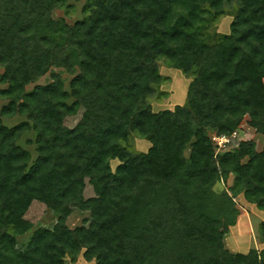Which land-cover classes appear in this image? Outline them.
<instances>
[{
    "label": "trees",
    "instance_id": "1",
    "mask_svg": "<svg viewBox=\"0 0 264 264\" xmlns=\"http://www.w3.org/2000/svg\"><path fill=\"white\" fill-rule=\"evenodd\" d=\"M72 7L0 0V264H66L81 251L87 264H264V251L224 244L239 194L264 210V147L240 127L248 116L264 135V0H86L82 19L54 18ZM70 48L81 68L67 89L54 68L71 73ZM163 58L192 80L185 104L155 112ZM14 115L26 120L5 125ZM32 130L35 159L18 144ZM209 130L237 135L216 155ZM231 175L229 192L215 190ZM35 202L55 218L22 240ZM77 209L89 218L71 228Z\"/></svg>",
    "mask_w": 264,
    "mask_h": 264
},
{
    "label": "rangeland",
    "instance_id": "2",
    "mask_svg": "<svg viewBox=\"0 0 264 264\" xmlns=\"http://www.w3.org/2000/svg\"><path fill=\"white\" fill-rule=\"evenodd\" d=\"M85 1L86 0H68V2L71 5H73V7L70 9H67V8L56 9L53 14L54 18L58 19V18L63 17L69 23H74L76 20L82 19L83 7L85 4ZM226 8L228 9L226 15H224L215 25V28L217 29V31L222 34H229L231 32L230 25L234 17V6L232 7V6L227 5ZM68 51L71 57V64H72L71 73L68 72L64 68H58V67L54 68L56 72H61L63 77H65L67 89H69V81L74 75L80 72V68H81V60H80L81 58H79L77 50L74 48H70ZM159 65H160V72L166 79L162 81L160 85L156 86L157 92H155V94L149 98V103L151 104L152 109L155 112H158L164 109H175L176 106L185 104L187 100V96H188L189 86H190L189 83L192 80V77L186 76L180 68L178 69V68L168 65L165 58L160 59ZM0 72H3L2 68H0ZM49 82H51V76H50V73L48 72L43 77L39 78L35 83L30 84L28 86L29 87L28 89L30 90L34 88L36 84H47ZM3 87H6V85L0 82V88H3ZM72 101L73 99L70 100V102ZM7 103H8V99L0 96V115H1L2 107L6 105ZM2 117H3L4 124L10 127L26 120V118L22 115H16V116L14 115V117H6V116H2ZM74 118L76 117L67 118L66 120L67 124L68 125L74 124L75 123ZM240 125L243 126L246 132H248L249 134L248 137L253 139L256 142L257 150L261 151L264 147V135L257 132L256 129L253 128L249 124L248 116L245 117V119L241 122ZM213 132H214L213 130H209L208 135ZM35 139H36V133L32 130V131L25 133L18 141V144L21 147L31 151L33 159H35L37 156ZM150 146H151L150 140H147L138 135L134 136L133 148L135 150L146 152L150 148ZM186 152H187V155L190 153V147L187 149ZM120 163L121 161L119 159L111 160V167L113 171H116V169H118L117 167ZM233 179H234V176L231 175L227 180H224V179L220 180L215 185L214 187L215 190H217L218 192L223 191V190H226L227 192H229V187L232 185ZM86 194L87 196L92 194L91 187L87 188ZM235 201L239 209L238 216L241 213V211L245 213V216L240 219V221H242L240 225H246L245 222H248V229H246L245 231V229L243 228V231H242L243 236L240 235L243 237V239L240 241L241 244L238 247L244 248L245 250L253 249V247L255 249L256 248L263 249L259 241L257 242V240L255 239L256 237L260 238V233L258 235L257 228H258V225L264 221V210L258 209L259 212H257L256 216L252 214V210L249 208L251 207V205L249 206L243 194H239L236 197ZM27 217L32 221L35 227H33L32 231L29 234H26L20 237L22 240H26L28 238V235H30L34 231V229L40 226H50L55 218V215L44 204L35 202L31 205L27 213ZM88 218H89V213L87 211H82V210L77 209L68 218L67 223L68 225H70L71 228L72 227L75 228L76 226L82 225ZM234 226H231L229 228V231L226 233L224 237V244L227 249L232 248L234 241L235 243H238V240H239L238 239L236 241L235 238L237 237V234L241 233L240 226H239V229H236V228L234 229L233 228ZM230 244L232 246H230ZM238 247H233V248L240 249ZM83 253L84 251H81L76 259H72L71 257H66V264H87L88 261L84 258ZM91 263H94V261H92Z\"/></svg>",
    "mask_w": 264,
    "mask_h": 264
},
{
    "label": "crops",
    "instance_id": "3",
    "mask_svg": "<svg viewBox=\"0 0 264 264\" xmlns=\"http://www.w3.org/2000/svg\"><path fill=\"white\" fill-rule=\"evenodd\" d=\"M244 198H245V196H244ZM246 199V198H245ZM247 201V200H246ZM247 203L249 204V206L251 205V207H249L251 210H252V214H254L255 216H256V214H257V212H259V210L258 209H260V208H258L257 207V205L256 204H253V203H250V202H248L247 201ZM254 209V210H253ZM262 210V209H261ZM246 212V211H245ZM245 216V213L243 212V211H241V213L239 214V216H238V218H237V224L233 227L234 229L236 228V229H239V226H240V234H237V237L235 238L236 239V241L238 240V243H235V241H234V244H233V246L230 244V246H232V248H229V249H231V251H234V253L235 252H237V253H239V252H245V253H247V252H249L251 249H248V250H245L244 248H241V247H238L240 244H241V240L243 239V228L245 229V231H246V229H248V222H245V224L247 225H240V223L242 222V221H240V219L241 218H243ZM263 221V220H262ZM244 222V221H243ZM262 223H264V221L263 222H261L259 225H258V228H257V231H258V235H259V230H260V226L262 225ZM242 226V227H241ZM232 232H233V230H232ZM240 235H242V236H240ZM245 235V234H244ZM250 235V234H249ZM258 238V239H257ZM255 240H257V242L259 241V243H260V245L263 247V249H258V248H256V249H258L259 251H262V250H264V242H262L261 240H260V238L259 237H256V239ZM256 242V241H255ZM243 245V244H242ZM233 247H238V248H240V249H235V248H233ZM253 249H255L254 247H253Z\"/></svg>",
    "mask_w": 264,
    "mask_h": 264
},
{
    "label": "built area",
    "instance_id": "4",
    "mask_svg": "<svg viewBox=\"0 0 264 264\" xmlns=\"http://www.w3.org/2000/svg\"><path fill=\"white\" fill-rule=\"evenodd\" d=\"M241 128L243 126L240 125ZM237 130L232 132L231 134L222 133L218 134L213 132L209 134L210 138L212 139L215 147V154H220L225 151V149L231 144L232 140L236 137Z\"/></svg>",
    "mask_w": 264,
    "mask_h": 264
}]
</instances>
